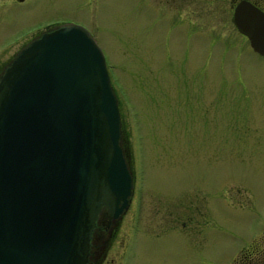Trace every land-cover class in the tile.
Masks as SVG:
<instances>
[{
    "label": "rangeland",
    "instance_id": "1",
    "mask_svg": "<svg viewBox=\"0 0 264 264\" xmlns=\"http://www.w3.org/2000/svg\"><path fill=\"white\" fill-rule=\"evenodd\" d=\"M230 3L0 0V71L63 21L103 53L134 179L108 250L134 233L126 264H233L264 243V59Z\"/></svg>",
    "mask_w": 264,
    "mask_h": 264
},
{
    "label": "water",
    "instance_id": "2",
    "mask_svg": "<svg viewBox=\"0 0 264 264\" xmlns=\"http://www.w3.org/2000/svg\"><path fill=\"white\" fill-rule=\"evenodd\" d=\"M230 21L264 55V12ZM117 98L89 31L63 22L0 71V264H86L100 214L127 207L132 174Z\"/></svg>",
    "mask_w": 264,
    "mask_h": 264
},
{
    "label": "flooded vegetation",
    "instance_id": "3",
    "mask_svg": "<svg viewBox=\"0 0 264 264\" xmlns=\"http://www.w3.org/2000/svg\"><path fill=\"white\" fill-rule=\"evenodd\" d=\"M238 1L239 0H230L231 2L230 14L232 12L234 5ZM248 1L264 12V0H248ZM234 30L239 37L244 39L246 46H248L247 48L250 51L263 57L264 59L263 55L257 53L249 46V41L247 40L245 35L238 32L235 28ZM122 216H123V212L117 218H110L106 220L103 214H100L98 216L95 226L93 227L91 232L90 249L86 264H126L127 262H129V258L130 260L133 259L132 257L133 254L131 256V253L134 251V246L136 241V237L134 233H132V235H129L130 237L128 238L120 237V239L118 240L120 245L119 243L117 244L119 246V249L116 250V254L108 253V250L111 247L113 239L115 237V233H117V230L119 228L120 219ZM126 235L127 233H125V236ZM262 251H263L262 264H264V243L262 244Z\"/></svg>",
    "mask_w": 264,
    "mask_h": 264
},
{
    "label": "trees",
    "instance_id": "4",
    "mask_svg": "<svg viewBox=\"0 0 264 264\" xmlns=\"http://www.w3.org/2000/svg\"><path fill=\"white\" fill-rule=\"evenodd\" d=\"M262 245H251L249 248H243L241 250V256L238 257L233 264H262L263 263V251Z\"/></svg>",
    "mask_w": 264,
    "mask_h": 264
}]
</instances>
